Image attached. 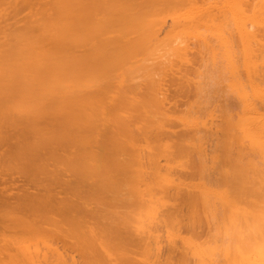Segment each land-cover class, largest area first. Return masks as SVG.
Here are the masks:
<instances>
[{"label":"bare ground","instance_id":"bare-ground-1","mask_svg":"<svg viewBox=\"0 0 264 264\" xmlns=\"http://www.w3.org/2000/svg\"><path fill=\"white\" fill-rule=\"evenodd\" d=\"M1 173L0 264H264V0H0Z\"/></svg>","mask_w":264,"mask_h":264},{"label":"rangeland","instance_id":"rangeland-1","mask_svg":"<svg viewBox=\"0 0 264 264\" xmlns=\"http://www.w3.org/2000/svg\"><path fill=\"white\" fill-rule=\"evenodd\" d=\"M166 26H167V25H166ZM210 81H211V80H208V82H210ZM212 81H214V80H212ZM210 84H211V86H212V83H211V82H210ZM213 84H215V82H214ZM208 85H209V83H208ZM208 85L206 86V89H207ZM211 86H209V87H211ZM213 86H214V85H213ZM214 87H216V85H215ZM207 90L209 91V94H207V95H210L212 90H211V89H207ZM213 90H214V89H213ZM212 100H213V99H212ZM216 121H217V119H214V120H213V123H216ZM213 123L211 124V126H214V125H215V124H213ZM211 128L214 129V127H211ZM212 132H213V131H212ZM214 132H215V131H214ZM211 136H212V134H211ZM211 136H210V137H211ZM213 136H214V135H213ZM210 137H209V138H210ZM209 138H208V142H207L208 145L206 144V148H207V146H208V149H210V147L212 146V142H213V141H212L211 139H212V138H215V137H212L211 139H209ZM211 141H212V142H211ZM208 152H209V151H208ZM3 174H4V173H3ZM0 175H2V173H1ZM12 177H13V178H14V177H16V178L19 177V178H17V183L13 182L14 180H13ZM21 177H23V176H20V175H16V176L14 175V176H11V178H12V180H13V181H12L11 178H10V176H8L7 174H5V176H4V175L0 176V193L2 194L3 197L7 194L8 197H6V196H5V197H6V198H9V196H11V195L13 194L11 197L14 198V197L17 196L15 192L17 191L18 193H20L24 188H25L26 190L24 189L23 191H26V192H28V193H29L30 191H32L33 193H35L34 189H32L31 187L28 188L30 185H29V186H26V184L28 185V184H30V183H27V180L25 181V179H24V181L26 182V183H25L24 181L21 180V179H23L24 177H23V178H21ZM6 178H7L8 180H6ZM9 179H10V180H9ZM19 179H20L22 182H24V183H21V181H20ZM6 181H7V182H6ZM8 181H9V183H8ZM19 181H20V182H19ZM4 182H5V184H4ZM18 183H21V187H22V190H21V191H20V190L18 191V189H17L16 186L14 185V184H18ZM7 184H8V185L10 184V185L8 186ZM11 184H13L14 186L11 185ZM23 184H25V185H23ZM18 185H20V184H18ZM23 186H26V187H23ZM31 186H32V185H31ZM34 186H35V185H34ZM1 187H2V188H1ZM19 187H20V186H19ZM35 187H37V186H35ZM35 187H33V188H35ZM12 188H13V189H12ZM14 188H15V189H14ZM2 189H3V190H2ZM4 189H6V190H4ZM19 189H20V188H19ZM37 189H39V188H37ZM57 190H59V189H57ZM60 190H61V189H60ZM12 192H14L15 194L12 193ZM32 192H31V193H32ZM58 192H59V191H58ZM5 193H6V194H5ZM10 193H12V194H10ZM21 193H22V192H21ZM21 193H20V194H21ZM61 193H63V191H62ZM61 193H58V196H59V197H61V195L64 196V194H61ZM9 194H10V195H9ZM15 195H16V196H15ZM5 197H4V198H5ZM11 197H10V198H11ZM201 230H202V229H200V231H201ZM163 246H164V244H163ZM163 246H162V249H163L164 247H166V245H165L164 247H163ZM164 251H165V250L163 249L162 252H164Z\"/></svg>","mask_w":264,"mask_h":264}]
</instances>
